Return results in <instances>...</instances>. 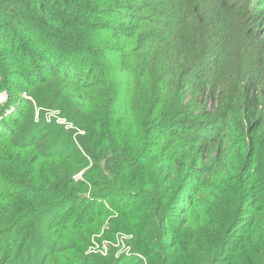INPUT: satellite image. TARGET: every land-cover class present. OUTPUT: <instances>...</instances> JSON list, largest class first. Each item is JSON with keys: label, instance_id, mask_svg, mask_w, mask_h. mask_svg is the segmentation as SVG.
<instances>
[{"label": "trees", "instance_id": "1", "mask_svg": "<svg viewBox=\"0 0 264 264\" xmlns=\"http://www.w3.org/2000/svg\"><path fill=\"white\" fill-rule=\"evenodd\" d=\"M0 80V264H264V0H0Z\"/></svg>", "mask_w": 264, "mask_h": 264}, {"label": "rangeland", "instance_id": "2", "mask_svg": "<svg viewBox=\"0 0 264 264\" xmlns=\"http://www.w3.org/2000/svg\"><path fill=\"white\" fill-rule=\"evenodd\" d=\"M3 80H0L2 82ZM8 97L7 93L5 91L0 93V101L6 100ZM13 110L9 109L7 110V114H10ZM35 119L38 117V110L35 112ZM46 119L54 118L55 122L59 125H63L65 129L74 128L72 122L68 121L63 115L59 114V111L56 110V112L48 113L46 112L45 115ZM77 132L74 133L76 135ZM81 172L76 174V176H79ZM103 234L99 233L96 237L97 239H101V242H94L92 246L88 248V251L92 254L98 255L101 258H107L110 255H113V257L121 256L120 254L128 252L129 247L126 245V238H124L122 235L117 236L115 241H109L106 240L104 237H102Z\"/></svg>", "mask_w": 264, "mask_h": 264}]
</instances>
